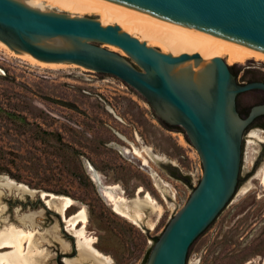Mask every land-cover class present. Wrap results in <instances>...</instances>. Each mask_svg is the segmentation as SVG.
Instances as JSON below:
<instances>
[{
	"label": "rangeland",
	"instance_id": "1",
	"mask_svg": "<svg viewBox=\"0 0 264 264\" xmlns=\"http://www.w3.org/2000/svg\"><path fill=\"white\" fill-rule=\"evenodd\" d=\"M36 2L39 7L35 8L40 10L89 16L108 21L104 24H118L148 45L163 52L171 51L144 36L133 25L118 23L112 17H105L101 11L64 7L50 0ZM104 46L135 65L121 49ZM220 57L229 63L238 83L254 78L264 79V58L249 56L237 60L243 62H237L228 61L224 53ZM80 72L92 74L88 69L42 66L32 58L23 60L0 43V189L3 190L0 230L11 225L20 227L24 215L33 214L35 241L43 239L42 247L49 251L44 264H69L65 262V257H78L73 231L65 226L61 215L45 207L37 193H16L3 187L1 182L9 178L30 189L69 196L74 205L66 214L84 207L86 234L93 237L95 248L111 257V264H145L153 237L161 234L197 185L202 175L199 156L182 128L170 129L162 124L147 101L130 85L104 73L97 74V77L109 81L96 83L93 78L81 79ZM59 100L76 107L61 104ZM136 106L147 114L140 118L148 131V141L144 144L152 147L158 156L171 161L178 170V178L170 175L171 163L162 165L149 160L150 168L145 167L143 158L147 162L148 159L143 150L142 156L134 154L137 157L115 153L116 160L121 158L125 166L116 169L110 178H104L103 185L117 184L127 198H132L138 190L132 189L136 183L138 188L141 186L139 196L149 192L158 204L156 207L146 206L143 221L133 222L117 214L111 201L103 195L101 186L97 185L100 181L81 170L76 143L78 121L88 123L110 112L123 116L131 113ZM126 118L130 119L128 115ZM250 135L260 141L264 139L257 131H252ZM247 140L246 162L228 209L195 243L187 264H264V184L261 181L264 159L254 168L251 176L244 177L258 149L256 140L249 137ZM128 157L131 160H127ZM138 158L144 166L138 163ZM151 171L166 184L164 192L152 185L148 175ZM130 175H136L139 178L137 182L128 180ZM56 222L58 226L55 230L53 226ZM62 241L67 243V247L62 246ZM70 255L72 257H68ZM85 262L91 264L88 260L80 264Z\"/></svg>",
	"mask_w": 264,
	"mask_h": 264
},
{
	"label": "water",
	"instance_id": "2",
	"mask_svg": "<svg viewBox=\"0 0 264 264\" xmlns=\"http://www.w3.org/2000/svg\"><path fill=\"white\" fill-rule=\"evenodd\" d=\"M109 1L264 58V0ZM35 7L39 3L33 0H0L1 44L23 60L38 59L42 66L89 69L119 78L147 101L161 121L181 127L196 150L202 175L145 262L187 264L195 243L226 213L246 162V157L241 162L244 128L264 114L263 103L241 117L236 97L238 107L246 110L247 103L264 97L248 90H264V81L238 83L220 56L163 52L118 24ZM102 44L118 47L135 65ZM42 191L33 193L41 197Z\"/></svg>",
	"mask_w": 264,
	"mask_h": 264
},
{
	"label": "bare ground",
	"instance_id": "3",
	"mask_svg": "<svg viewBox=\"0 0 264 264\" xmlns=\"http://www.w3.org/2000/svg\"><path fill=\"white\" fill-rule=\"evenodd\" d=\"M50 1L69 8L71 7L76 9L101 11L105 17H112L118 23L133 25L134 29L139 30L147 38L154 39L167 47L169 50H171L169 52L172 54H178L181 52H198L202 57L211 58L213 56H220V54L224 53L227 55L228 61H237L249 56L263 58L226 46L185 26L158 18L142 11L140 12L139 10L137 11L133 8L131 9L130 7L123 6L108 0ZM101 21L102 23H108V21H104L102 19ZM122 29L127 31L124 28ZM127 32L131 33L129 31ZM104 45L107 44H102L103 47H105ZM32 59L39 61L36 58ZM227 64L229 63L227 62ZM143 150L150 155V148H144ZM133 152L136 155L142 156L141 150L136 147H133ZM147 163L148 162L144 157L143 164L147 165ZM90 175L97 182L100 181L99 173L95 170H92ZM151 175L156 187L164 192L166 190V184L157 178L154 172H151ZM261 181L264 184V166L261 170ZM1 183L3 187H6L11 191H16V193H33L35 191V189H30L25 184L16 182L9 178H6L5 181ZM100 186L103 191V195L111 201L113 210L117 214L133 222L142 220L143 210L146 206L156 207V205H158L149 192H145L143 196H139L141 187L138 188L134 197L127 198L124 195L122 188H120V186L117 184H106L105 186L101 184ZM2 191L3 190L0 189V198L3 194ZM40 198L43 200L45 207L58 212L59 215H61L63 223L66 224L65 226L73 231V236L77 243L78 257L75 259L65 257L66 263L80 264L86 260L90 261L91 264L112 263L111 257L95 248L93 245V237H90L86 234L85 224L87 216L84 207L81 206L71 214H66L68 209L74 205L73 199L69 196L57 195L42 191ZM21 221H23V223L21 222L22 224L20 223L22 227L11 225L10 227L8 226L9 228L0 230V264H44V259L48 257L49 251L47 248L42 247L43 243L41 244V242L43 239L42 241H35L36 231L33 228L34 215L25 214ZM57 226L58 224L56 222V224L53 226V229L56 230ZM62 246L67 247V243L62 241Z\"/></svg>",
	"mask_w": 264,
	"mask_h": 264
},
{
	"label": "flooded vegetation",
	"instance_id": "4",
	"mask_svg": "<svg viewBox=\"0 0 264 264\" xmlns=\"http://www.w3.org/2000/svg\"><path fill=\"white\" fill-rule=\"evenodd\" d=\"M256 80L264 81V79L262 78H254L249 81H256ZM249 81H244V82H249ZM248 91L261 93L264 96V90L261 89H251ZM263 103H264V97L262 99H257L252 103H247L246 105L248 106V108L242 111L237 105V97H236V109L241 117H246L252 106ZM71 107L75 108L76 106H71ZM112 107L115 109L114 105H112ZM110 113L111 114H102L100 117L101 119L90 120L88 123L80 120L78 121V125H77L78 130H77L76 148L78 150L80 168L87 174H90L92 170L98 172L100 177V184L96 183L98 186L101 184L103 185L102 183L103 179L110 178V175L114 173L116 169L121 168V166H125V162L121 158H119L120 161L116 160L114 156L115 153L123 156L125 154H130L132 157H134L136 155H134L133 153V147H136L140 150H143L144 148H150V150L152 151V152L150 151V155H147L145 152H143L148 159V163L147 165H145V167L150 168L149 160L153 162H159L162 165L163 164L169 165V163H171V161H168V159H163V157H160L156 153H154L152 147H148L147 145L144 144L146 141H148L147 138L148 131L146 130V125L142 122L140 118L147 115L145 112H141L139 108L136 106V108L133 109L131 113H126V115L123 116L122 115L117 116L115 113L112 112ZM127 115L130 117V119L126 118ZM156 117L162 124H165L170 129H176V125H168L163 121H161L157 115ZM252 131H257L260 136L264 137V114L257 115L244 128L243 131L242 145H241V162L244 161L245 159L244 157H246L245 155L246 152L244 153V148L246 143H248L249 141L247 140V137L256 140L258 144L256 155L253 157V160L251 162V167L244 175L245 178L251 176L254 168L258 165V163L262 159H264V139L260 141L258 137L250 135ZM261 133H263V135H261ZM150 137L152 138L153 136L150 135ZM127 160H131V159L128 157ZM138 163L141 166H144L140 158H138ZM171 164L173 166L170 175L172 177L176 176L177 179L178 170L173 163ZM151 172H149L148 175L150 177V180L152 179L151 181L152 185H154ZM157 175L158 174L155 173V176L158 178ZM138 179L139 178L136 175H130L128 177V180H130L131 182L134 181L137 182ZM142 188L144 189V187ZM132 189L133 191H136L138 189V185L136 183L133 184ZM57 195H61V194H57ZM71 247L74 249L73 244L71 245ZM68 257H72V256L70 255ZM57 258H60L61 260V256L60 257L58 256ZM85 264L88 263L85 262Z\"/></svg>",
	"mask_w": 264,
	"mask_h": 264
},
{
	"label": "built area",
	"instance_id": "5",
	"mask_svg": "<svg viewBox=\"0 0 264 264\" xmlns=\"http://www.w3.org/2000/svg\"><path fill=\"white\" fill-rule=\"evenodd\" d=\"M89 70V69H88ZM92 71V74H88V73H82V72H80L81 74L79 75V77L80 76H85L86 78H87V80H92V78L95 80L96 79V83H98V82H103V81H109V79H105V78H98L97 77V74H100L99 72H96V71H93V70H91ZM111 82H113V81H111ZM121 82V81H120ZM122 83V82H121Z\"/></svg>",
	"mask_w": 264,
	"mask_h": 264
},
{
	"label": "trees",
	"instance_id": "6",
	"mask_svg": "<svg viewBox=\"0 0 264 264\" xmlns=\"http://www.w3.org/2000/svg\"><path fill=\"white\" fill-rule=\"evenodd\" d=\"M237 62H243V61H237ZM264 62V61H263ZM235 63V62H234ZM176 127H179V126H176ZM179 128H181V127H179ZM181 131L184 133V135H185V132H184V130L183 129H181ZM185 137H186V135H185ZM186 139H187V137H186ZM188 140V139H187ZM153 239H154V242L158 239V236H156V237H153ZM153 242V243H154ZM194 242V241H193ZM191 246V245H190ZM190 248V247H189ZM151 249V248H150ZM150 249H149V251H148V253H147V257H148V254H149V252H150ZM188 252H189V249H188ZM188 252H187V255H188ZM147 257H146V260H147Z\"/></svg>",
	"mask_w": 264,
	"mask_h": 264
}]
</instances>
